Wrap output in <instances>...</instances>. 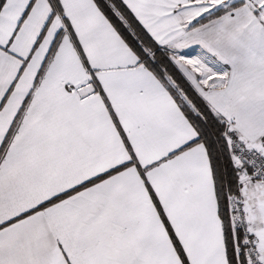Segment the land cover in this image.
<instances>
[{
    "label": "snow or ice",
    "instance_id": "6c2138e0",
    "mask_svg": "<svg viewBox=\"0 0 264 264\" xmlns=\"http://www.w3.org/2000/svg\"><path fill=\"white\" fill-rule=\"evenodd\" d=\"M0 264H264V0H0Z\"/></svg>",
    "mask_w": 264,
    "mask_h": 264
}]
</instances>
